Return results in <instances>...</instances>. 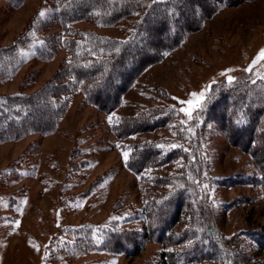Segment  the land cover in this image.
<instances>
[{
	"label": "rangeland",
	"instance_id": "1",
	"mask_svg": "<svg viewBox=\"0 0 264 264\" xmlns=\"http://www.w3.org/2000/svg\"><path fill=\"white\" fill-rule=\"evenodd\" d=\"M217 8L176 48L144 68L110 111L75 93L54 132L0 142V264H158L164 251L183 245L146 241L133 256L87 250L68 257L53 249L62 229L73 225L118 219L122 228L142 227L145 205L179 185L190 168L196 171L188 176L226 245L223 260L205 263L229 264L230 253H239L237 264H264V249L250 234L264 227V186L251 180L260 175L258 165L200 113L213 86L264 78V0ZM41 11L46 18L52 7L45 0H25L19 7L0 1V46L11 44ZM139 17L111 26L79 20L71 27L122 39ZM52 31H61L60 26ZM25 55L14 75L0 82V94L37 91L68 53L61 47L52 58L40 60L29 47ZM162 110H174L166 125L116 133L114 126L124 118ZM178 132L184 135L187 160L179 157L141 172L129 168L136 144L170 141ZM188 225L183 213L175 230Z\"/></svg>",
	"mask_w": 264,
	"mask_h": 264
},
{
	"label": "trees",
	"instance_id": "2",
	"mask_svg": "<svg viewBox=\"0 0 264 264\" xmlns=\"http://www.w3.org/2000/svg\"><path fill=\"white\" fill-rule=\"evenodd\" d=\"M4 1L19 7L25 0ZM45 1L52 13L46 18L34 16L11 44L0 46V82L9 79L25 63L29 47L35 49L34 57L40 60L52 58L61 47L68 56L37 91L0 94V142L54 132L75 93H82L89 103L110 111L137 75L176 48L187 33L199 28L203 17L215 13L219 4L229 6L243 0ZM138 13L136 25L122 39L71 27L79 20L111 26ZM57 26L61 31L53 32ZM200 113L205 121L216 122L232 145L254 157L260 175L251 180L264 186V78L213 86ZM174 117V110L147 112L126 117L114 128L124 136L164 126ZM178 126L181 131L179 123ZM183 136L178 132L170 141L136 144L127 160L129 168L141 172L179 157L184 162L189 156ZM192 171L196 170L183 171L179 185L145 205L142 227L122 228L118 219L108 224L69 226L56 238L54 252L72 257L87 250H103L133 256L146 241H154L167 247L183 245L164 251L158 264L223 260L224 237L216 232L188 176ZM183 213L188 214L189 225L176 231L175 225ZM250 234L264 249V227ZM238 254L232 257L230 253L229 264L238 263Z\"/></svg>",
	"mask_w": 264,
	"mask_h": 264
},
{
	"label": "snow or ice",
	"instance_id": "3",
	"mask_svg": "<svg viewBox=\"0 0 264 264\" xmlns=\"http://www.w3.org/2000/svg\"><path fill=\"white\" fill-rule=\"evenodd\" d=\"M39 15H40L41 17H43V16H45V13H44L43 11H41V12L39 13ZM261 58L264 59V53H262V57H261ZM247 71H251V69H247ZM228 79H229V83H231V82H232V78L229 77ZM203 99H204V97L201 96V103L203 102ZM187 114H188V115H191V112L189 111ZM111 119H112V118H111V116H110V117H109V121H110V122H111ZM123 155H124L125 160H127V159H128V153H127V152H124Z\"/></svg>",
	"mask_w": 264,
	"mask_h": 264
}]
</instances>
